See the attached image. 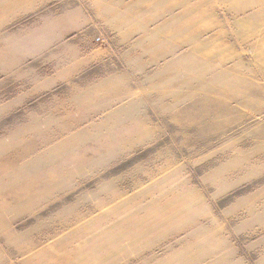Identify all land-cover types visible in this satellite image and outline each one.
Segmentation results:
<instances>
[{
	"label": "rangeland",
	"instance_id": "obj_1",
	"mask_svg": "<svg viewBox=\"0 0 264 264\" xmlns=\"http://www.w3.org/2000/svg\"><path fill=\"white\" fill-rule=\"evenodd\" d=\"M263 239L264 0H0V264Z\"/></svg>",
	"mask_w": 264,
	"mask_h": 264
},
{
	"label": "crops",
	"instance_id": "obj_2",
	"mask_svg": "<svg viewBox=\"0 0 264 264\" xmlns=\"http://www.w3.org/2000/svg\"><path fill=\"white\" fill-rule=\"evenodd\" d=\"M106 32L107 31H101L102 35H104V33ZM114 33L111 32L114 38L119 39L118 37L121 36L120 32ZM252 251V253L246 256L245 253L243 254L239 251L236 252L235 249L233 252L225 251V249H222L221 256H219L217 264H264V239L258 242L255 245V248L252 249Z\"/></svg>",
	"mask_w": 264,
	"mask_h": 264
},
{
	"label": "built area",
	"instance_id": "obj_3",
	"mask_svg": "<svg viewBox=\"0 0 264 264\" xmlns=\"http://www.w3.org/2000/svg\"><path fill=\"white\" fill-rule=\"evenodd\" d=\"M97 41L101 42V43H104V40L101 37L97 38Z\"/></svg>",
	"mask_w": 264,
	"mask_h": 264
}]
</instances>
